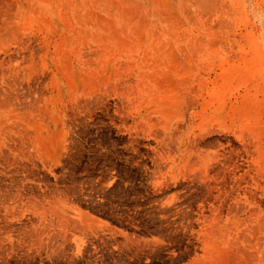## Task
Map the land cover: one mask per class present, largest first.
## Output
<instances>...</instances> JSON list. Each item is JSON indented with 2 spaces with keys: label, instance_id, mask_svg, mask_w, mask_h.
I'll list each match as a JSON object with an SVG mask.
<instances>
[{
  "label": "rangeland",
  "instance_id": "1",
  "mask_svg": "<svg viewBox=\"0 0 264 264\" xmlns=\"http://www.w3.org/2000/svg\"><path fill=\"white\" fill-rule=\"evenodd\" d=\"M5 1L0 264H264V0Z\"/></svg>",
  "mask_w": 264,
  "mask_h": 264
},
{
  "label": "bare ground",
  "instance_id": "2",
  "mask_svg": "<svg viewBox=\"0 0 264 264\" xmlns=\"http://www.w3.org/2000/svg\"><path fill=\"white\" fill-rule=\"evenodd\" d=\"M5 0H0V9L2 7V4L4 3ZM6 2V1H5ZM12 10V9H11ZM1 11V10H0ZM12 18V17H11ZM3 24V23H2ZM2 34V33H1ZM2 36V35H1ZM25 45V44H24ZM6 92V91H5Z\"/></svg>",
  "mask_w": 264,
  "mask_h": 264
}]
</instances>
